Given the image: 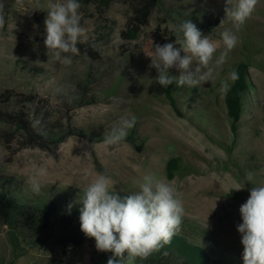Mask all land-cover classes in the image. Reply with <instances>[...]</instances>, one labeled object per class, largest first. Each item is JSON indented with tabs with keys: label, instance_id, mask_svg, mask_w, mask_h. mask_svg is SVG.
<instances>
[{
	"label": "rangeland",
	"instance_id": "374dc122",
	"mask_svg": "<svg viewBox=\"0 0 264 264\" xmlns=\"http://www.w3.org/2000/svg\"><path fill=\"white\" fill-rule=\"evenodd\" d=\"M139 1L79 0L86 35L77 45L78 55L65 54L71 56L68 65L58 62L44 44V21L55 0H3L0 110L22 113L28 129L0 118V185L31 191L30 180L35 178L55 194L68 189L74 193L71 199H81L98 174L110 177L117 192L128 195L151 173L176 187L185 209L183 219L202 231L197 243L213 256L243 264L239 208L252 186H264V0H258L239 31L225 18L226 0H160L138 38H124ZM207 16L220 23L206 28ZM187 20L217 44V57L224 50L225 30L235 32L240 42L217 69L218 77L198 87L199 94L191 97L185 117H180L157 88L158 72L150 67L149 56L156 45L175 43L173 26ZM248 42L255 50L248 68L254 90L230 152L223 144L229 147L233 135L224 111L225 93L219 89L221 80L244 58ZM169 73L179 75L175 68ZM132 116L137 146L126 141L105 145V135L121 118ZM177 157L198 172L169 180L166 163ZM41 167L47 170L42 177L36 175ZM248 172L253 174L251 182L244 180ZM238 182L246 183L241 191L234 190ZM57 238V231L37 241L21 236L15 249L7 227L0 223V264L94 263L86 245L62 248ZM111 255L100 263L107 264Z\"/></svg>",
	"mask_w": 264,
	"mask_h": 264
},
{
	"label": "clouds",
	"instance_id": "9594fccd",
	"mask_svg": "<svg viewBox=\"0 0 264 264\" xmlns=\"http://www.w3.org/2000/svg\"><path fill=\"white\" fill-rule=\"evenodd\" d=\"M2 2L0 0V6ZM257 4L258 0H226L225 18L239 31L252 17ZM80 8L79 0H55L48 5L44 44L48 52L63 64L72 63L71 56L65 54L78 55L77 45L86 35V29L81 26ZM3 23L0 16V26ZM173 31L175 43L156 45L149 56L150 67L158 72L156 82L164 88L173 83L177 87L195 88L214 81L219 75L217 69L222 68L229 53L240 42L235 32L225 30L221 33L224 50L217 57V44L202 35L190 20L173 26ZM172 68L179 75H170ZM238 78V72L231 70L228 78L221 80L219 91L226 94L229 81L235 82ZM135 123L134 116L121 118L119 124L105 135L103 143L108 146L120 144ZM46 174L43 167L36 173L41 177ZM244 180L251 182L253 174L248 172ZM113 183L110 177L98 174L84 189L80 199L83 205L79 216L80 230L86 237L94 238L97 251L112 254L107 264H132L137 258L146 259L170 244L181 231L185 214L183 201L174 184L149 173L143 176L137 191L122 196ZM245 185L238 182L234 190L241 191ZM30 186L33 192L39 193L42 184L32 178ZM239 213L242 222L237 225V231L243 245V264H264V186H252Z\"/></svg>",
	"mask_w": 264,
	"mask_h": 264
},
{
	"label": "trees",
	"instance_id": "16d2710c",
	"mask_svg": "<svg viewBox=\"0 0 264 264\" xmlns=\"http://www.w3.org/2000/svg\"><path fill=\"white\" fill-rule=\"evenodd\" d=\"M159 3L160 0H140L128 24V30L124 31L122 36L132 40L137 39L140 31L148 26L152 12ZM206 21V28L208 25L214 28L220 23L210 16L206 17ZM243 48L244 58L232 68L238 72L239 78L235 82H230V88L224 95V111L230 124L233 140L229 147L224 144L223 146L230 152L237 143L244 110L254 90L248 75L250 57L255 51L253 43L248 42ZM156 85L163 92L174 112L180 117H185L184 107L186 108L190 103L191 97L199 94L198 87H177L173 83L164 88L157 82ZM5 95L6 93L2 96ZM202 115L208 116L207 113H202ZM0 118L15 124L18 128L28 129L27 121L22 113L11 114L0 110ZM136 134L137 130L134 126L123 141L137 146ZM165 168L169 180H172L177 174L198 172L190 163L178 157L170 158ZM72 194L74 193L68 189L62 190L60 194H55L45 186L41 187L39 193H35L32 190L27 191L21 186L15 188L10 185H0V223L7 227L14 248L18 247L21 236L37 241L41 235L57 231L60 247L79 248L86 245L90 250L87 251L90 260L95 264H101L100 259L104 258L106 254L108 255L109 252L97 251L94 238L86 237L80 230L79 216L83 205L80 202V197L71 199ZM120 195L124 196L125 194ZM197 237H203L199 226L193 221L183 219L181 231L173 237L170 244L146 259L137 258L135 262L136 264H234L232 260L225 257L213 256L204 245L195 241Z\"/></svg>",
	"mask_w": 264,
	"mask_h": 264
}]
</instances>
